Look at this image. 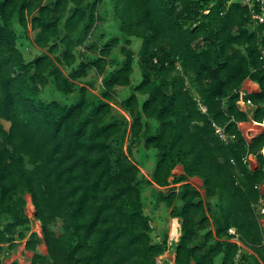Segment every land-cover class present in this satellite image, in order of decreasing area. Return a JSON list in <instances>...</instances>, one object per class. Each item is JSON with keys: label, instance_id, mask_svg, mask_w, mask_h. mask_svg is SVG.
Listing matches in <instances>:
<instances>
[{"label": "trees", "instance_id": "1", "mask_svg": "<svg viewBox=\"0 0 264 264\" xmlns=\"http://www.w3.org/2000/svg\"><path fill=\"white\" fill-rule=\"evenodd\" d=\"M110 1L124 59L95 94L93 82H77L89 70L102 76L119 43L118 37L100 47L86 43L102 21L103 0H0V254L25 239L30 264H166L156 258L167 250V235L153 241L144 213L142 193L150 186L155 207L165 203L179 220L174 264H215L217 256L218 264H234L239 246L230 241V228L247 248L242 264H264L258 222L264 129L247 140L237 125L247 115L236 105L243 82L256 83L258 91L243 98L254 106L251 120L263 121L264 25L252 24L239 0ZM13 19L23 32L30 26L45 52L25 60ZM131 37L141 41V79L119 102L122 113L111 101L115 86L130 85ZM77 46L97 54L85 58L75 54ZM49 79L64 94L77 86V99H40ZM215 126L223 127L226 141ZM140 138L146 150L157 151L149 178L131 158ZM247 155L256 167L244 162ZM176 165L182 173L169 181ZM189 177L201 179L204 198ZM26 194L41 236L30 232ZM41 243L45 254L37 251Z\"/></svg>", "mask_w": 264, "mask_h": 264}, {"label": "rangeland", "instance_id": "2", "mask_svg": "<svg viewBox=\"0 0 264 264\" xmlns=\"http://www.w3.org/2000/svg\"><path fill=\"white\" fill-rule=\"evenodd\" d=\"M98 13L101 16L102 21L98 25L96 30L91 34L90 38L88 39L86 43H94L96 46L100 47L111 37H118L119 43L111 49L109 56L106 58L108 62L106 64L105 72L102 76L97 77L94 74V70H89L86 76L77 82V86L78 85L89 86V83L93 82L92 84L93 87L90 90L91 92L95 94H99L101 79L104 76H106L110 70L117 68L121 64V61L124 59V56L120 51V47L122 46V44H124V36L118 30V21L113 14L111 1L103 0V2L101 3L98 9ZM12 27L19 35L17 39V47L23 53L25 60H30L33 57L45 52V49H41L35 46L34 41H33L34 32L30 29V26H28L26 32H23V28L18 24L16 19H13ZM140 43H141L140 39L131 37L130 44L128 45V47L132 49L135 53V57H134L133 64H132L133 70L130 75V85L125 86V87H121V86L114 87L115 95L111 103L114 109L122 113L123 111L118 106L119 102L125 99L128 95H130V93H132L133 91L132 87L136 85L141 79V74L138 68V63H137L138 56L136 55L140 47ZM80 51L83 52L85 58H90L93 55L97 54V51L95 50L89 51L83 48L82 46H77V48L75 49V54H78V52ZM61 68L63 69L65 74L69 72V68H64L63 66H61ZM77 86L75 87L72 93L64 94L58 91L54 87L52 79H49L48 84L45 87L40 89L39 98L46 102L51 101V100H57L65 104H70L74 102L78 97ZM241 89H244L246 90V92L250 93V92L256 91L258 88H257V85L252 84L250 81L245 80L241 86ZM136 95H137L139 103H141L143 100V96L140 95L139 93H136ZM245 106H250V105H245ZM245 109L248 110V112L246 113L247 115L246 121H251V119H253V110H249L247 108ZM142 121L143 122L148 121V123L151 126H154L156 124L154 120L146 119L144 117ZM246 121L243 123L239 122L238 127L247 140L251 139L253 136L263 131L264 127L259 126V128H257L253 134L247 133L248 129L245 128ZM4 125L5 127H7L8 124L4 122ZM131 152H132L131 158L138 166L140 175L149 178L152 172V169L154 167L157 151L154 149L146 150L143 147L142 138H140L135 144L132 145ZM250 163H251V167H256V161L254 158L251 159ZM181 173H182L181 165H176L173 168L172 175L168 178V180L171 181L173 176L179 175ZM188 183L192 184L195 188L199 190V192L202 195V198L205 197L204 189L202 187V181L200 178L199 179L197 177L191 178L188 180ZM178 185L179 184H176L175 187H178ZM160 189H162L164 193H167L169 190L166 187L160 188ZM260 189H264V183L261 185ZM24 199L26 200V205H25L24 210H25L27 217L30 219V232H36L38 236H41L40 223L34 219V210H33V206L30 201V196L26 194L24 195ZM142 199L144 203V213L147 214L150 218V225L152 227V232H151L152 240L160 241L162 237L164 236V234L167 235V250L162 255L156 258V263L166 262V264H174V245L173 244L178 240V237L180 234L179 220L178 218H172L169 215L170 208H168L165 205V203L160 202L157 205V207H155L154 198L151 195L150 186H147L143 190ZM215 200H216L215 197L210 199L211 202H215ZM258 222L260 226L261 224L263 225V227L261 226V228H262V232L264 236V218L261 217L260 215L258 217ZM54 229L57 233H59L60 224H57L54 227ZM24 245H25V239L22 240L16 246V249L11 251V254L4 255V257H2V253H1L0 254V264H11L13 261H15L16 259L14 255H12L14 252H18V254H20L19 256H16L18 257L17 263L30 264V259L32 258L33 252L26 250L24 248ZM6 250L7 249H4L3 252ZM37 251L40 253H46V247L44 243H41L37 247ZM219 262H220V256H217L215 258V264H218Z\"/></svg>", "mask_w": 264, "mask_h": 264}, {"label": "built area", "instance_id": "3", "mask_svg": "<svg viewBox=\"0 0 264 264\" xmlns=\"http://www.w3.org/2000/svg\"><path fill=\"white\" fill-rule=\"evenodd\" d=\"M239 1L247 7L249 14H250L251 23L263 26L264 25V0H239ZM262 34H261V36H262ZM259 52H260L259 53V59L261 60L262 65L264 66V44L260 46ZM244 95H245V92L239 91V98L236 101V105L238 106L239 109H241V107H243L245 105H252L249 100H244V98H243ZM195 100L198 103L200 111L202 113H204L206 111L205 106L200 103L199 99L195 98ZM258 124H260V123H258ZM258 126H260V125H258ZM215 132L221 140H223V141L227 140L228 136L225 133L223 127L215 126ZM253 158H254L253 155H247L244 158V162H247L251 166L250 162H251V159H253ZM259 203H260V207H259L258 212H259V215L264 218V202H262V200L260 199ZM261 226L263 227L262 224H261ZM229 233L234 235V237H232L230 239V241L236 243L239 246V249L237 250L235 257H234V264H242L240 256H241V253L243 252V250H247V248L238 239V235L235 233V230L233 228L229 229ZM4 254L7 255L8 253L5 252Z\"/></svg>", "mask_w": 264, "mask_h": 264}, {"label": "crops", "instance_id": "4", "mask_svg": "<svg viewBox=\"0 0 264 264\" xmlns=\"http://www.w3.org/2000/svg\"><path fill=\"white\" fill-rule=\"evenodd\" d=\"M247 81H250L249 79H246ZM252 84H255V85H257L256 83H254V82H252V81H250ZM257 88H258V85H257ZM240 91H243V92H245V93H248V92H246V90H244V89H240ZM258 91V89L256 90V91H254V92H257ZM251 93V92H250ZM245 108H247V109H249V110H254V109H252V108H254V106L253 105H250V106H243L241 109H239L240 111H242V112H244V113H247L248 112V110H246ZM243 123V122H242ZM253 123H254V121H253ZM255 123H258V122H255ZM237 125L239 126V123H237ZM239 128V127H238ZM191 178H196V177H189L188 178V180L189 179H191ZM198 178V177H197ZM199 179V178H198ZM16 249V248H15ZM14 250V249H13ZM12 250V251H13ZM8 254L7 255H9V254H11V251H8L7 252ZM42 254H45V253H42ZM4 255L5 254H2V257H4ZM12 255H14V257H15V262H17V258L18 257H16V256H19L20 254H18V252H14ZM3 259V258H2ZM4 260V259H3ZM6 263V262H5ZM17 264H19V263H17Z\"/></svg>", "mask_w": 264, "mask_h": 264}, {"label": "bare ground", "instance_id": "5", "mask_svg": "<svg viewBox=\"0 0 264 264\" xmlns=\"http://www.w3.org/2000/svg\"><path fill=\"white\" fill-rule=\"evenodd\" d=\"M257 125H260V126L264 127V119H263L262 122H260V124L255 123V121H254V123H253L252 120H251V121H246V123H245V128L248 129V130H247V133H251V134H253V133L256 131V129L259 128V126H257Z\"/></svg>", "mask_w": 264, "mask_h": 264}]
</instances>
